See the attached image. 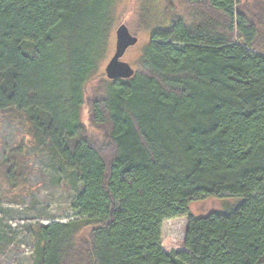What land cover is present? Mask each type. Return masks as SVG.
Listing matches in <instances>:
<instances>
[{
  "label": "trees",
  "instance_id": "16d2710c",
  "mask_svg": "<svg viewBox=\"0 0 264 264\" xmlns=\"http://www.w3.org/2000/svg\"><path fill=\"white\" fill-rule=\"evenodd\" d=\"M177 1L185 15L151 33L141 67L107 80L114 0H0V113L23 115L81 184L74 219L32 227L34 264H264V11ZM219 197L240 202L190 214ZM178 218L183 250L166 253L162 224Z\"/></svg>",
  "mask_w": 264,
  "mask_h": 264
},
{
  "label": "rangeland",
  "instance_id": "374dc122",
  "mask_svg": "<svg viewBox=\"0 0 264 264\" xmlns=\"http://www.w3.org/2000/svg\"><path fill=\"white\" fill-rule=\"evenodd\" d=\"M114 1V27L99 66L102 79L106 78L104 67L114 53L117 26L124 24L138 39L121 59L137 70L151 33L160 26H167L169 17H182L186 13L177 0ZM241 10L248 17L257 16L264 11V0H243ZM98 83L99 78L87 85L86 103L95 94ZM81 122L87 132H92L86 107L82 109ZM11 150L18 155L15 184L5 175L4 162ZM80 191L81 184L74 172L60 168L41 147L32 144L29 125L23 115L13 110L0 113V264H34L32 227L74 219L76 212L72 205ZM239 202L236 197L200 199L189 204V211L195 217H203ZM185 229V218L164 221L160 237L162 250L166 253L182 251Z\"/></svg>",
  "mask_w": 264,
  "mask_h": 264
},
{
  "label": "water",
  "instance_id": "95a60500",
  "mask_svg": "<svg viewBox=\"0 0 264 264\" xmlns=\"http://www.w3.org/2000/svg\"><path fill=\"white\" fill-rule=\"evenodd\" d=\"M138 42L136 36L130 34L124 24H120L115 29V47L112 57L104 67L107 80H127L134 74L132 67L121 59L125 52L135 46Z\"/></svg>",
  "mask_w": 264,
  "mask_h": 264
}]
</instances>
